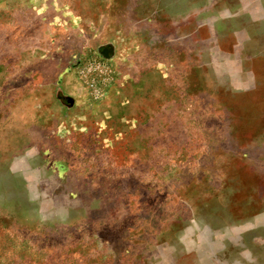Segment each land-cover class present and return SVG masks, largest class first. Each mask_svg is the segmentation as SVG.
<instances>
[{
  "label": "rangeland",
  "instance_id": "1",
  "mask_svg": "<svg viewBox=\"0 0 264 264\" xmlns=\"http://www.w3.org/2000/svg\"><path fill=\"white\" fill-rule=\"evenodd\" d=\"M0 264H264V0H0Z\"/></svg>",
  "mask_w": 264,
  "mask_h": 264
}]
</instances>
